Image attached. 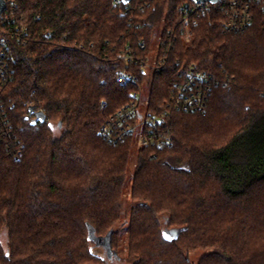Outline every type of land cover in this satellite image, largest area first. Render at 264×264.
Instances as JSON below:
<instances>
[{
    "label": "trees",
    "instance_id": "16d2710c",
    "mask_svg": "<svg viewBox=\"0 0 264 264\" xmlns=\"http://www.w3.org/2000/svg\"><path fill=\"white\" fill-rule=\"evenodd\" d=\"M5 2L29 33L2 94L24 148L18 158L0 152V264H264V11L233 33L213 8L190 42L178 36L165 70L146 78L133 66L155 114L192 65L216 84L204 112L165 119L171 145L139 146L132 160L133 139L99 134L132 100L117 53L144 60L155 28L174 26L189 0ZM30 108L47 119L31 125Z\"/></svg>",
    "mask_w": 264,
    "mask_h": 264
},
{
    "label": "built area",
    "instance_id": "2783aa9c",
    "mask_svg": "<svg viewBox=\"0 0 264 264\" xmlns=\"http://www.w3.org/2000/svg\"><path fill=\"white\" fill-rule=\"evenodd\" d=\"M121 0H114L118 4ZM213 8L225 13L222 28L225 32L238 33L248 29L257 16L258 8L264 11V0H219L215 3L203 0H189L181 9L180 17L174 26L166 27L159 34L158 53L155 63H150L149 56L144 60L137 57L128 47L117 53L121 66L117 70V78L123 85H133L130 92L131 102L123 104L101 126L99 134L108 143L117 144L129 138L136 140L141 147L155 146L163 148L171 145L173 137L165 127V119L173 111L199 113L204 112L208 99L216 81L213 75L195 65L179 72L170 90L166 108L155 114L149 109V98L146 101L145 114L140 111L142 103V83L133 71V66L140 65L145 70V77L154 72L166 69L174 42L180 35L185 42L193 38V26ZM145 9V6L140 8ZM29 33L23 20L16 19L6 8L0 15V152L10 156H21L24 144L18 138L2 98L3 89L14 78L13 61L15 46L26 43ZM51 36V32L46 33ZM141 48L146 42L141 41ZM147 81V80H146ZM137 129H140L137 131Z\"/></svg>",
    "mask_w": 264,
    "mask_h": 264
},
{
    "label": "rangeland",
    "instance_id": "374dc122",
    "mask_svg": "<svg viewBox=\"0 0 264 264\" xmlns=\"http://www.w3.org/2000/svg\"><path fill=\"white\" fill-rule=\"evenodd\" d=\"M159 34H160V29L159 27L155 28L154 31V36L152 38V42H151V46H150V51H149V61L150 63H155L156 58H157V53H158V45H159ZM150 96V87L148 85V83L146 81H144L142 83V103L140 105V111L145 114L146 110H147V105H146V101L148 100ZM140 129H137V131ZM134 145H133V151H132V160L133 157H135L139 144L136 140H134ZM132 178H133V168L131 167L129 169V173H128V180L126 183V191H128L131 187L132 184ZM128 205H126V210H127ZM127 213V211H125ZM0 240L4 243L6 238L5 235H2ZM5 244V243H4ZM118 251L121 257H126L127 255V231L123 232L120 240H119V244H118ZM103 251H102V255H103ZM197 258V257H196ZM128 261L125 259H120V258H114V260L112 261V264H127Z\"/></svg>",
    "mask_w": 264,
    "mask_h": 264
},
{
    "label": "water",
    "instance_id": "95a60500",
    "mask_svg": "<svg viewBox=\"0 0 264 264\" xmlns=\"http://www.w3.org/2000/svg\"><path fill=\"white\" fill-rule=\"evenodd\" d=\"M124 4H128L131 0H121ZM203 1H210V2H217L219 0H203ZM187 6V4H186ZM6 8V2L5 0H0V15L2 14V12L5 10ZM30 113L32 114L34 112L35 117L31 120V125H35L38 122H44L47 119V116L44 112L42 111H34L33 108H30ZM113 230L110 231V233L107 235L106 238H104V245L106 246L107 250H108V254L111 253V244H110V238L112 235Z\"/></svg>",
    "mask_w": 264,
    "mask_h": 264
}]
</instances>
